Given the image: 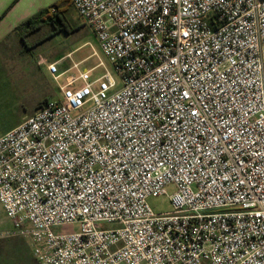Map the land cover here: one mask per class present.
I'll return each instance as SVG.
<instances>
[{
    "label": "built area",
    "instance_id": "obj_1",
    "mask_svg": "<svg viewBox=\"0 0 264 264\" xmlns=\"http://www.w3.org/2000/svg\"><path fill=\"white\" fill-rule=\"evenodd\" d=\"M71 2L121 83L48 64L77 73L0 135L11 233L39 264H264V0Z\"/></svg>",
    "mask_w": 264,
    "mask_h": 264
},
{
    "label": "rangeland",
    "instance_id": "obj_2",
    "mask_svg": "<svg viewBox=\"0 0 264 264\" xmlns=\"http://www.w3.org/2000/svg\"><path fill=\"white\" fill-rule=\"evenodd\" d=\"M28 1L38 11L61 3L62 7L68 8V18L76 28L69 32L64 29L54 31L52 25L44 24L35 32L25 35V43L17 35L13 47L0 50V131L33 115L45 99L62 97L59 85L66 82L69 74L77 73V70L71 69L56 80L48 69L51 62L57 63L58 72L70 69L74 63H78L81 70L88 69L99 62V58L93 55V50L96 49L99 57L112 69L117 82L121 83L119 75L101 50L94 32L73 4L67 7L61 0ZM49 33L52 34L47 36ZM101 73L102 69L97 68L94 76ZM175 190V186L171 185L166 194L151 196L148 201L156 212L168 211L172 208L170 195ZM103 225L110 226L108 223ZM13 229V223L0 203V264H34L36 258L29 239L11 233ZM72 230H77V227L55 229L56 232Z\"/></svg>",
    "mask_w": 264,
    "mask_h": 264
},
{
    "label": "crops",
    "instance_id": "obj_3",
    "mask_svg": "<svg viewBox=\"0 0 264 264\" xmlns=\"http://www.w3.org/2000/svg\"><path fill=\"white\" fill-rule=\"evenodd\" d=\"M37 12L38 10L32 2L28 0H0V50L14 46L15 38L18 35L16 26ZM18 124L3 129L0 131V135ZM34 264H39L36 259Z\"/></svg>",
    "mask_w": 264,
    "mask_h": 264
},
{
    "label": "trees",
    "instance_id": "obj_4",
    "mask_svg": "<svg viewBox=\"0 0 264 264\" xmlns=\"http://www.w3.org/2000/svg\"><path fill=\"white\" fill-rule=\"evenodd\" d=\"M64 1V6H71V0H61ZM67 9L62 7L61 3L54 5L52 8L41 9L31 17L25 19L23 22L16 26V31L21 38L24 39L25 35L35 32L37 29L41 28L44 24L52 25L54 31L66 30L67 32L74 30L76 27L69 20L67 15ZM52 33H49L50 36ZM24 43L26 40L24 39ZM26 46V45H25ZM48 100L42 101V105Z\"/></svg>",
    "mask_w": 264,
    "mask_h": 264
}]
</instances>
